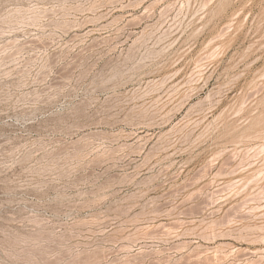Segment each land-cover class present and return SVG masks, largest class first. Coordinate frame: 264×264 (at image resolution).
<instances>
[{
    "label": "rangeland",
    "instance_id": "374dc122",
    "mask_svg": "<svg viewBox=\"0 0 264 264\" xmlns=\"http://www.w3.org/2000/svg\"><path fill=\"white\" fill-rule=\"evenodd\" d=\"M264 0H0V264H264Z\"/></svg>",
    "mask_w": 264,
    "mask_h": 264
},
{
    "label": "bare ground",
    "instance_id": "6f19581e",
    "mask_svg": "<svg viewBox=\"0 0 264 264\" xmlns=\"http://www.w3.org/2000/svg\"><path fill=\"white\" fill-rule=\"evenodd\" d=\"M264 149V148H263Z\"/></svg>",
    "mask_w": 264,
    "mask_h": 264
}]
</instances>
